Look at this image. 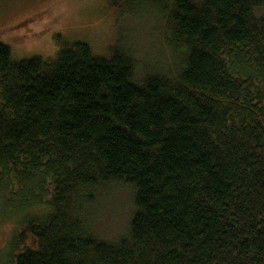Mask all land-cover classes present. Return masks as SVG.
Listing matches in <instances>:
<instances>
[{"label":"trees","instance_id":"trees-1","mask_svg":"<svg viewBox=\"0 0 264 264\" xmlns=\"http://www.w3.org/2000/svg\"><path fill=\"white\" fill-rule=\"evenodd\" d=\"M141 1L185 52L177 72L138 81L117 47L19 59L0 43L8 264H264V0ZM109 183L134 193L116 242L83 220Z\"/></svg>","mask_w":264,"mask_h":264},{"label":"rangeland","instance_id":"rangeland-1","mask_svg":"<svg viewBox=\"0 0 264 264\" xmlns=\"http://www.w3.org/2000/svg\"><path fill=\"white\" fill-rule=\"evenodd\" d=\"M256 14L264 17V10ZM165 16L141 0H0V43L19 59L53 57L73 41L86 43L101 58L117 47L131 57L140 81L148 74L167 76L183 66L185 52L169 41ZM92 197L83 213L88 231L107 242L127 235L135 211L133 189L109 183L100 185ZM6 206L1 200L0 264H8L13 231L4 218L9 214Z\"/></svg>","mask_w":264,"mask_h":264}]
</instances>
